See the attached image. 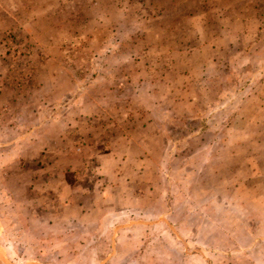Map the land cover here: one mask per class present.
<instances>
[{"label":"rangeland","instance_id":"rangeland-1","mask_svg":"<svg viewBox=\"0 0 264 264\" xmlns=\"http://www.w3.org/2000/svg\"><path fill=\"white\" fill-rule=\"evenodd\" d=\"M0 264H264V0H0Z\"/></svg>","mask_w":264,"mask_h":264},{"label":"trees","instance_id":"trees-1","mask_svg":"<svg viewBox=\"0 0 264 264\" xmlns=\"http://www.w3.org/2000/svg\"><path fill=\"white\" fill-rule=\"evenodd\" d=\"M12 37V36H11Z\"/></svg>","mask_w":264,"mask_h":264}]
</instances>
